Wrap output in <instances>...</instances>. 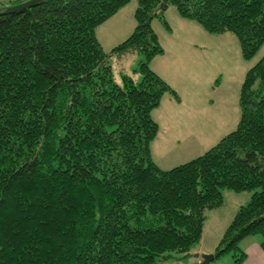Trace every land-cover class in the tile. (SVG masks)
I'll use <instances>...</instances> for the list:
<instances>
[{
	"label": "trees",
	"instance_id": "16d2710c",
	"mask_svg": "<svg viewBox=\"0 0 264 264\" xmlns=\"http://www.w3.org/2000/svg\"><path fill=\"white\" fill-rule=\"evenodd\" d=\"M26 0H11L0 11ZM130 0H42L0 15V264H161L198 245L222 189L251 191L213 252H264V53L245 73L235 129L170 169L152 159L151 111L177 92L149 66L151 21L168 5L244 57L264 42V0H137L136 24L109 53L95 28ZM140 56L130 72L112 58ZM213 259V260H214ZM212 260V261H213Z\"/></svg>",
	"mask_w": 264,
	"mask_h": 264
},
{
	"label": "rangeland",
	"instance_id": "374dc122",
	"mask_svg": "<svg viewBox=\"0 0 264 264\" xmlns=\"http://www.w3.org/2000/svg\"><path fill=\"white\" fill-rule=\"evenodd\" d=\"M10 1L0 0V5ZM137 5V0H130L95 28V37L104 52L109 53L131 34ZM163 19L167 26L158 17L151 21L163 53L154 56L149 66L176 90L179 100L165 93L151 111L158 132L150 142V150L160 168L170 169L201 155L235 129L240 117L241 84L246 71L263 55L264 42L247 58L235 34L209 33L198 22L183 18L174 5L165 8ZM139 61L138 54L129 53L120 60L112 58L111 63L114 71L130 72ZM251 193L222 189V203L205 211L203 240L191 248L188 256L179 254L161 264H200L198 257L210 254L207 252L217 246ZM226 262L233 264V251L208 264Z\"/></svg>",
	"mask_w": 264,
	"mask_h": 264
},
{
	"label": "crops",
	"instance_id": "0c3cea01",
	"mask_svg": "<svg viewBox=\"0 0 264 264\" xmlns=\"http://www.w3.org/2000/svg\"><path fill=\"white\" fill-rule=\"evenodd\" d=\"M152 159H153V157H152ZM202 240H203V230H202V235H201L200 241H202ZM200 241H199V243H200ZM260 241H261V237H258L256 235H251V236H247V237L243 238L239 242V245L241 244L239 247H241L244 250V252L246 253V258L241 262V264H264V252L261 249ZM213 250L211 249L207 253L213 254V252H214ZM199 261H201V257H198L197 262H199ZM225 264H230V263L226 262Z\"/></svg>",
	"mask_w": 264,
	"mask_h": 264
},
{
	"label": "water",
	"instance_id": "95a60500",
	"mask_svg": "<svg viewBox=\"0 0 264 264\" xmlns=\"http://www.w3.org/2000/svg\"><path fill=\"white\" fill-rule=\"evenodd\" d=\"M41 1L42 0H26V1H23L21 3L8 6L5 9L0 11V15L22 10L24 8L33 6V5H35ZM201 258H202V260H201L200 264H208L209 262H211L214 259V255L212 253L204 254L201 256Z\"/></svg>",
	"mask_w": 264,
	"mask_h": 264
}]
</instances>
